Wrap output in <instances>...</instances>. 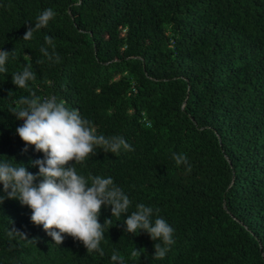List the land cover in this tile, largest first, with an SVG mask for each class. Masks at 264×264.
Segmentation results:
<instances>
[{
  "label": "trees",
  "instance_id": "16d2710c",
  "mask_svg": "<svg viewBox=\"0 0 264 264\" xmlns=\"http://www.w3.org/2000/svg\"><path fill=\"white\" fill-rule=\"evenodd\" d=\"M49 8L48 26L24 40ZM45 36L58 63L40 52H52ZM0 50L10 53L0 73V161L38 175L32 162L44 154L20 139L24 121L11 111L29 90L134 149H97L75 165L86 178L112 177L132 201L119 218L102 206L100 223L111 221L103 257L67 235L55 244L0 184V264H118L113 252L123 264H264V0H0ZM28 64L36 79L17 88L12 75ZM173 153L186 154L190 172ZM139 203L174 229L163 259L154 257L159 241L126 231ZM12 228L27 239L10 238Z\"/></svg>",
  "mask_w": 264,
  "mask_h": 264
},
{
  "label": "clouds",
  "instance_id": "9594fccd",
  "mask_svg": "<svg viewBox=\"0 0 264 264\" xmlns=\"http://www.w3.org/2000/svg\"><path fill=\"white\" fill-rule=\"evenodd\" d=\"M54 17L55 12L51 8L45 9L37 16L34 27L28 28L23 39H32L33 33L46 28ZM44 39L52 52L43 46L40 52L49 60L55 58L58 63L60 58L55 53L53 38L45 36ZM9 54L0 50V73L7 72L5 64ZM35 79L36 73L31 64L25 66L22 72L12 75V83L20 89H28V82ZM29 91L30 95L19 98L11 111L18 120L24 121L16 129L20 139L26 145L34 146L37 152H42L44 159L32 162L39 169L38 175L29 172L23 164L12 163L11 160L0 161V184L6 198L18 199L22 205L28 206L32 213L31 221L42 225L55 244H62L67 235L82 242L87 253L98 252L103 257L105 253L101 242L105 238L104 225L111 221L105 220L103 225L100 223L102 206H110L112 217L119 218L129 213L132 201L116 186L112 177L89 175L86 178L77 172L75 165L84 164L96 155L97 149L114 154H119L121 149H134L122 136L97 134L92 121L82 117L77 109L67 107L65 102L58 101L54 96L42 99L35 91ZM172 159L178 166L188 165L186 154L173 153ZM187 171H191L190 165ZM38 177L42 179L37 184ZM4 199L0 196V203ZM159 211L158 208L139 203L136 211L131 212L124 223L128 233L137 235L143 230L153 241H159L154 244V257L163 259L175 240L174 229L158 215ZM154 214L156 219L153 223ZM7 234L10 238L15 234L27 239L24 233L15 228ZM137 253L138 250H134L131 256L136 257ZM111 260L123 264L124 258L113 252Z\"/></svg>",
  "mask_w": 264,
  "mask_h": 264
}]
</instances>
